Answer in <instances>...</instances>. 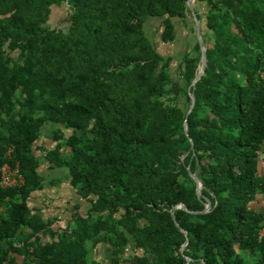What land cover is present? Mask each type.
I'll return each mask as SVG.
<instances>
[{"label": "trees", "instance_id": "trees-1", "mask_svg": "<svg viewBox=\"0 0 264 264\" xmlns=\"http://www.w3.org/2000/svg\"><path fill=\"white\" fill-rule=\"evenodd\" d=\"M188 1L0 0V168L24 176L5 188L0 171V264H264L249 207L264 191V0H195L207 62L187 117L202 65ZM183 27L196 42L177 71L158 42ZM49 123L54 145H37ZM37 150L79 196L66 225L30 205L48 184ZM100 244L112 258L89 260Z\"/></svg>", "mask_w": 264, "mask_h": 264}, {"label": "rangeland", "instance_id": "rangeland-1", "mask_svg": "<svg viewBox=\"0 0 264 264\" xmlns=\"http://www.w3.org/2000/svg\"><path fill=\"white\" fill-rule=\"evenodd\" d=\"M70 13H71L70 6L67 3H64L63 5H60V6H53L49 23L53 27L57 26L60 28L67 29V27L69 25L68 18L70 16ZM156 25H158V23H156L154 26L150 25V27L148 28L149 31L151 32V34H153V36L154 35L157 36L155 33ZM189 32H190V28L183 27L180 30V33L178 35L179 36L178 39L174 43L165 44V43H162L160 41L158 42V46L161 50H164L166 53H171L174 55L173 66L175 69H177V71L179 69L178 66H179V63L181 61V56L183 54V51L186 48H188V46H190V47L194 46V43L196 42V39H192V41H190V43H187V36H189ZM191 35H194V34H191ZM197 38H198V35H197ZM53 127H55V125L49 123L43 128L42 137L36 142L37 145L45 144L47 147H52L54 145L55 142L51 141V139H52L51 135L53 133ZM66 131L68 132L69 130L67 129ZM37 153H38L39 159L43 163H45L46 160L44 158V152L42 150H37ZM61 177H62L63 181L65 179H67L65 176L63 177L62 174H61ZM61 192L63 193V190H61ZM47 196H49V195H47ZM56 204L60 205V206L61 205L64 206L65 201L63 198H61L58 202H55V205ZM0 209L3 210L4 206L0 205ZM67 215H69V212L67 213ZM61 223L63 225L67 224V216L63 217V220ZM128 249H129V252L131 254L141 252L140 250H138L134 247L133 242L129 245ZM112 254H113V247L111 245L100 244V245L94 247L90 251L89 260H97L98 259L101 261H109L112 258Z\"/></svg>", "mask_w": 264, "mask_h": 264}, {"label": "crops", "instance_id": "crops-1", "mask_svg": "<svg viewBox=\"0 0 264 264\" xmlns=\"http://www.w3.org/2000/svg\"><path fill=\"white\" fill-rule=\"evenodd\" d=\"M193 3L194 8L196 5H200L198 3L195 4V0ZM41 172L46 176L48 184L43 190L36 191L31 195L29 201L30 205L37 209H41L46 215L53 216L58 214L62 222L63 217L69 216L66 214L68 213L67 209L72 207L74 201L77 202L79 200V196L72 187L65 170L52 169L48 166V163L45 162L41 166ZM61 174L67 179L63 181ZM258 175L264 179V149L259 153L258 157ZM61 190H63V193ZM61 198L64 199L65 205H55V202H58ZM249 207L262 213L264 216V191L258 193L255 198L250 201ZM0 211L4 212V209H0ZM61 222H59V224H62Z\"/></svg>", "mask_w": 264, "mask_h": 264}, {"label": "water", "instance_id": "water-1", "mask_svg": "<svg viewBox=\"0 0 264 264\" xmlns=\"http://www.w3.org/2000/svg\"><path fill=\"white\" fill-rule=\"evenodd\" d=\"M194 0H189L188 1V4L190 6V8L192 9V13H193V17L195 19V23H196V28H197V35H198V39H199V43H200V46H201V50H202V65H201V70L200 72L197 74V76L195 77V79L193 80V83L191 85V87L189 88V93H190V96H191V99H192V102H191V105L186 113V116L188 117L189 114L192 112L194 106H195V102H196V96H195V93L193 92V89L192 87L195 86L196 82L202 77V75L204 74L205 72V68H206V62H207V53H206V47L204 45V42H203V36H202V31H201V23H200V20H199V17L197 16V12L194 8ZM185 132L186 134L190 137L189 135V130H188V122H187V119L185 121ZM191 139V142H192V145H194L193 143V139L190 137ZM189 171L191 172V169L188 168ZM192 176L194 177V179L196 180L197 182V192L198 194L201 195V187H202V183H201V180L200 178L198 177V175L196 173H191ZM211 206V201L208 199L207 200V204H206V207L204 209V211H207L209 210ZM179 207H182L184 209H187L185 203H179L175 206H173V208L171 209V212H172V215H173V218L176 219V216H175V209L179 208ZM185 233L186 235H188V232L185 230ZM189 241V237L187 236V239L185 241V243L183 244L182 246V251H184L187 243ZM188 261L190 260L189 257H187Z\"/></svg>", "mask_w": 264, "mask_h": 264}, {"label": "built area", "instance_id": "built-area-1", "mask_svg": "<svg viewBox=\"0 0 264 264\" xmlns=\"http://www.w3.org/2000/svg\"><path fill=\"white\" fill-rule=\"evenodd\" d=\"M12 149H9V153ZM1 186L2 187H15L24 183V176L20 171L19 164L12 165L7 162L1 168ZM260 235L264 236V227L260 229Z\"/></svg>", "mask_w": 264, "mask_h": 264}]
</instances>
